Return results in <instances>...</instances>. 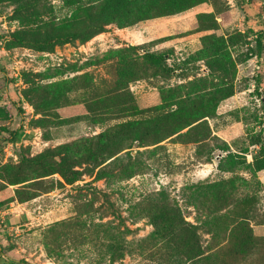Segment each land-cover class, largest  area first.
Here are the masks:
<instances>
[{
	"label": "rangeland",
	"instance_id": "1",
	"mask_svg": "<svg viewBox=\"0 0 264 264\" xmlns=\"http://www.w3.org/2000/svg\"><path fill=\"white\" fill-rule=\"evenodd\" d=\"M2 219L10 264H264V0H0Z\"/></svg>",
	"mask_w": 264,
	"mask_h": 264
},
{
	"label": "trees",
	"instance_id": "2",
	"mask_svg": "<svg viewBox=\"0 0 264 264\" xmlns=\"http://www.w3.org/2000/svg\"><path fill=\"white\" fill-rule=\"evenodd\" d=\"M28 6H29L28 4H25V3L23 4V7H24V8H27ZM17 11L20 12V9H18ZM73 34H74V35H78V33H73ZM151 56H152V55H150L149 53H147V56H146V57H147L148 59H151ZM214 94H215V95H220V94H221V90H220V88H219V84H218V87L215 88V92H214ZM15 139H17V138L15 137ZM199 248H200V247H199ZM201 250H202V249H200V251H201ZM200 251H199V253H200ZM202 251H203V250H202Z\"/></svg>",
	"mask_w": 264,
	"mask_h": 264
},
{
	"label": "built area",
	"instance_id": "3",
	"mask_svg": "<svg viewBox=\"0 0 264 264\" xmlns=\"http://www.w3.org/2000/svg\"><path fill=\"white\" fill-rule=\"evenodd\" d=\"M3 221H4L3 219L0 220V224H1V222H3ZM0 264H10V263H9V261H8L7 259L3 258L2 260H0Z\"/></svg>",
	"mask_w": 264,
	"mask_h": 264
}]
</instances>
